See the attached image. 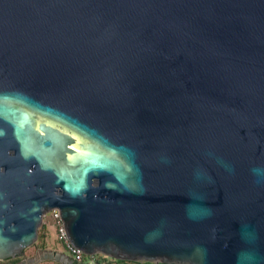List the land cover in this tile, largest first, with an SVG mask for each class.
Segmentation results:
<instances>
[{
    "label": "water",
    "instance_id": "obj_1",
    "mask_svg": "<svg viewBox=\"0 0 264 264\" xmlns=\"http://www.w3.org/2000/svg\"><path fill=\"white\" fill-rule=\"evenodd\" d=\"M53 209L87 257L264 264V0H0V261Z\"/></svg>",
    "mask_w": 264,
    "mask_h": 264
},
{
    "label": "crops",
    "instance_id": "obj_2",
    "mask_svg": "<svg viewBox=\"0 0 264 264\" xmlns=\"http://www.w3.org/2000/svg\"><path fill=\"white\" fill-rule=\"evenodd\" d=\"M43 225H45L46 229V246L45 247H37L33 245L32 247L26 249L25 255L19 258L18 264H131L133 261H124L118 260L110 257H106L104 255H96L93 257H87L84 259L82 263H78L69 252L64 248V246H55L50 242V230L55 226L50 218H48ZM42 225V226H43ZM54 226V227H53ZM57 231V230H56ZM43 250H58L60 252H65V261H58L51 258H46L43 254ZM33 258H39L37 261L32 262ZM139 264H156L155 262L146 261L140 262Z\"/></svg>",
    "mask_w": 264,
    "mask_h": 264
},
{
    "label": "built area",
    "instance_id": "obj_3",
    "mask_svg": "<svg viewBox=\"0 0 264 264\" xmlns=\"http://www.w3.org/2000/svg\"><path fill=\"white\" fill-rule=\"evenodd\" d=\"M47 218H50L55 223L57 230V239L62 243L64 248L73 256V258L78 262L82 263L85 259V254L81 249L76 248L70 241L69 237L66 234L65 226L60 215L59 209H53L48 214L44 216L46 221ZM131 264H139V261H133Z\"/></svg>",
    "mask_w": 264,
    "mask_h": 264
},
{
    "label": "trees",
    "instance_id": "obj_4",
    "mask_svg": "<svg viewBox=\"0 0 264 264\" xmlns=\"http://www.w3.org/2000/svg\"><path fill=\"white\" fill-rule=\"evenodd\" d=\"M42 229H44L45 232H42ZM35 245L37 247H45L46 246V230H45V225H43L41 227L40 234H39V241ZM85 258H87V256H85ZM18 261H19V258H11V259H7V260H4V261H0V264H18ZM163 264H167V263H163Z\"/></svg>",
    "mask_w": 264,
    "mask_h": 264
},
{
    "label": "rangeland",
    "instance_id": "obj_5",
    "mask_svg": "<svg viewBox=\"0 0 264 264\" xmlns=\"http://www.w3.org/2000/svg\"><path fill=\"white\" fill-rule=\"evenodd\" d=\"M48 219V218H47ZM46 219V220H47ZM45 222V219H44ZM55 226V223L53 224ZM53 226V227H54ZM41 229V228H40ZM46 230V229H45ZM42 232H45L44 229H42ZM51 236H50V242L53 243L55 246L59 247L62 246V243L57 239V231H56V226L50 230ZM47 235V234H46ZM39 241V239H38ZM37 241V242H38Z\"/></svg>",
    "mask_w": 264,
    "mask_h": 264
}]
</instances>
